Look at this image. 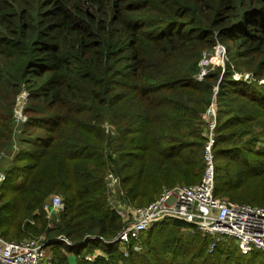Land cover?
I'll return each mask as SVG.
<instances>
[{"label":"trees","instance_id":"16d2710c","mask_svg":"<svg viewBox=\"0 0 264 264\" xmlns=\"http://www.w3.org/2000/svg\"><path fill=\"white\" fill-rule=\"evenodd\" d=\"M218 43L224 64L199 79ZM22 91L27 119L15 133ZM212 104L215 194L264 205V0H0L1 234L42 236L54 264L69 253L77 264H264L233 238L210 251L213 238L179 219L143 232L140 250L85 240L123 226L109 170L139 204L201 179ZM56 193L65 207L50 224L43 205Z\"/></svg>","mask_w":264,"mask_h":264},{"label":"built area","instance_id":"2783aa9c","mask_svg":"<svg viewBox=\"0 0 264 264\" xmlns=\"http://www.w3.org/2000/svg\"><path fill=\"white\" fill-rule=\"evenodd\" d=\"M226 49L218 43L213 51H204L200 62L201 71L198 78H203L208 72V66L212 63L211 55L225 58ZM224 62V60H223ZM246 74L245 77H248ZM236 78L239 75H235ZM27 93L25 94V99ZM208 122V141L205 146L204 173L195 184H177L164 187L159 196L148 204L133 206L125 200V190L122 188L121 179L113 170L105 175L108 188V203L110 208L116 211L123 220V226L117 235L106 240L98 235H88L85 240L98 239L103 242L121 243L129 246L132 240L137 243L134 248L140 250L141 234L150 230L156 223L165 219H179L190 225L192 230L201 231L210 235L213 241L210 251L220 240L233 238L243 254L252 251L264 252V207L250 203L231 202L224 197L215 194V155L213 145L215 142L216 111L214 105H210L205 113ZM24 121L27 116H23ZM110 124L106 123V128ZM6 179V172L0 170V183ZM65 203L61 194L51 196L43 205L46 217L53 222L60 220V214L64 210ZM63 239L68 244H74L63 236L52 240ZM42 236L24 237L18 240L5 238L0 232V264H54L51 257L45 251ZM101 249L87 253L85 258L93 260L103 255Z\"/></svg>","mask_w":264,"mask_h":264},{"label":"rangeland","instance_id":"374dc122","mask_svg":"<svg viewBox=\"0 0 264 264\" xmlns=\"http://www.w3.org/2000/svg\"><path fill=\"white\" fill-rule=\"evenodd\" d=\"M210 58H212V64H224V62H223V60L225 61L226 60V52H225V58L223 59V57L220 55V56H217L215 53H214V55H213V53H212V55H211V57ZM202 59H203V57H202ZM201 59V60H202ZM201 62V61H200ZM201 66V65H200ZM208 70H209V68H207ZM25 94H26V91H22L18 96H17V98H16V105H15V109H14V120H15V133H18L19 131H21V124H22V122H24V119H23V116L24 115H26L24 112H23V108H24V106H25V102H26V99H25ZM206 146V145H205ZM15 146H14V149L13 150H15ZM203 154H204V152H203ZM204 159V158H203ZM9 160H10V155L7 153V152H5V151H3V152H1L0 153V170H4V168L8 165V162H9ZM112 170V169H111ZM110 171V170H109ZM115 173H116V171L115 170H113ZM107 174V173H106ZM117 174V173H116ZM119 176V175H118ZM120 177V176H119ZM121 179V178H120ZM197 183V182H196ZM121 184H122V182H121ZM180 184V183H179ZM183 184V183H182ZM182 184H180V185H182ZM177 185V184H176ZM107 186V185H106ZM174 186V185H173ZM166 187H168V186H166ZM123 188V187H122ZM164 188V187H163ZM162 188V189H163ZM224 198H226L227 199V197L225 196ZM125 200L128 202V203H130V204H132L133 206H141V205H145V204H148V203H143V204H139V203H133V202H131V200L129 199V198H125ZM154 200V199H153ZM152 200V201H153ZM229 200V199H228ZM108 201V200H107ZM230 201V200H229ZM151 202V201H150ZM232 202V201H231ZM238 202H240V201H238ZM242 203H246V202H242ZM248 203V202H247ZM109 204V203H108ZM259 206V205H258ZM261 207H264V205H261ZM48 219V218H47ZM48 221H49V223L50 224H53L54 222L53 221H50L49 219H48ZM122 222H123V220H122ZM183 230H187V231H189V230H192L189 226H187L186 228H183ZM32 237H35V236H32ZM24 238V237H23ZM225 240V239H224ZM49 242V241H48ZM47 242V243H48ZM44 247H46V246H44ZM45 251L47 252V254L49 255V257H53V248L52 247H50V245H48L46 248H45ZM67 256V260H68V264H77V258H76V255H74V254H71V253H69V254H67L66 255ZM52 259V258H51Z\"/></svg>","mask_w":264,"mask_h":264}]
</instances>
